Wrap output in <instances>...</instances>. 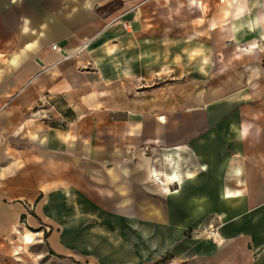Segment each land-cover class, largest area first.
Instances as JSON below:
<instances>
[{
	"label": "crops",
	"instance_id": "obj_1",
	"mask_svg": "<svg viewBox=\"0 0 264 264\" xmlns=\"http://www.w3.org/2000/svg\"><path fill=\"white\" fill-rule=\"evenodd\" d=\"M109 1L0 0V248L264 264V0L155 22Z\"/></svg>",
	"mask_w": 264,
	"mask_h": 264
},
{
	"label": "rangeland",
	"instance_id": "obj_2",
	"mask_svg": "<svg viewBox=\"0 0 264 264\" xmlns=\"http://www.w3.org/2000/svg\"><path fill=\"white\" fill-rule=\"evenodd\" d=\"M189 4H191L189 0H110L98 7L97 13L106 16L127 9H139L146 22H155L159 19H183L187 15L194 14L195 12L190 9L191 5ZM104 6H106L104 9H99ZM226 50L225 54L219 56L221 60L218 65L225 66V71L232 78V73L239 75L240 65L233 61L235 54L232 49L226 48ZM215 89L217 88L214 86L210 87V90ZM44 236L43 238L42 236L40 238L32 237L31 242H25L23 237H18L15 241H10L9 244H2L0 264H87L84 258L78 256H61L52 253Z\"/></svg>",
	"mask_w": 264,
	"mask_h": 264
},
{
	"label": "built area",
	"instance_id": "obj_3",
	"mask_svg": "<svg viewBox=\"0 0 264 264\" xmlns=\"http://www.w3.org/2000/svg\"><path fill=\"white\" fill-rule=\"evenodd\" d=\"M52 48L55 49V50H61V47L54 43L52 44ZM207 231H208V235L215 241H219L220 240V236H219V233H218V229H217V226L214 225L213 223H210V225L208 226L207 228ZM158 264H175L173 260L171 259H166V260H162L160 261Z\"/></svg>",
	"mask_w": 264,
	"mask_h": 264
},
{
	"label": "bare ground",
	"instance_id": "obj_4",
	"mask_svg": "<svg viewBox=\"0 0 264 264\" xmlns=\"http://www.w3.org/2000/svg\"><path fill=\"white\" fill-rule=\"evenodd\" d=\"M23 240H24L25 242H30V241H32V237H31L30 235H27V236H24V237H23Z\"/></svg>",
	"mask_w": 264,
	"mask_h": 264
},
{
	"label": "trees",
	"instance_id": "obj_5",
	"mask_svg": "<svg viewBox=\"0 0 264 264\" xmlns=\"http://www.w3.org/2000/svg\"><path fill=\"white\" fill-rule=\"evenodd\" d=\"M106 6H108V5H106ZM106 6H104V7H101V8H99L100 10L101 9H104ZM167 258H164V259H162V260H166Z\"/></svg>",
	"mask_w": 264,
	"mask_h": 264
}]
</instances>
